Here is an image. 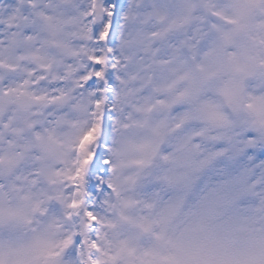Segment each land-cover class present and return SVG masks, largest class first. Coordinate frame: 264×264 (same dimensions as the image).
Wrapping results in <instances>:
<instances>
[{
	"label": "snow or ice",
	"instance_id": "6c2138e0",
	"mask_svg": "<svg viewBox=\"0 0 264 264\" xmlns=\"http://www.w3.org/2000/svg\"><path fill=\"white\" fill-rule=\"evenodd\" d=\"M0 264H264V0H0Z\"/></svg>",
	"mask_w": 264,
	"mask_h": 264
}]
</instances>
